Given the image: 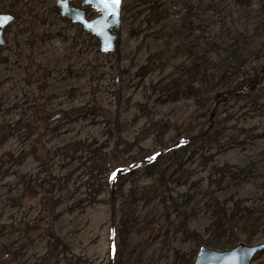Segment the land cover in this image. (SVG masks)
<instances>
[{"label":"rangeland","instance_id":"rangeland-1","mask_svg":"<svg viewBox=\"0 0 264 264\" xmlns=\"http://www.w3.org/2000/svg\"><path fill=\"white\" fill-rule=\"evenodd\" d=\"M0 14L15 17L0 45V250L16 264H193L206 243L264 244V78L249 87L264 0H122L110 54L53 0H0Z\"/></svg>","mask_w":264,"mask_h":264},{"label":"water","instance_id":"water-1","mask_svg":"<svg viewBox=\"0 0 264 264\" xmlns=\"http://www.w3.org/2000/svg\"><path fill=\"white\" fill-rule=\"evenodd\" d=\"M60 15L79 24L83 30L98 38L101 43V52L110 54L115 52L118 39V30L121 18V3L116 7H105L101 0H82L81 8L71 6L73 0H53ZM95 11L98 16L92 20L88 19L86 8ZM15 17L10 14H0V45H4V30L13 23ZM264 252V244L249 246L239 244L236 247L217 251L212 248L203 247L196 254L193 264H254L255 258Z\"/></svg>","mask_w":264,"mask_h":264},{"label":"trees","instance_id":"trees-1","mask_svg":"<svg viewBox=\"0 0 264 264\" xmlns=\"http://www.w3.org/2000/svg\"><path fill=\"white\" fill-rule=\"evenodd\" d=\"M169 54H162V56H156L154 59H152V64H162V62L167 61L169 56ZM203 61L205 63H207V61L205 60V58L203 57ZM34 73L31 71V76L34 77ZM264 78V68L261 70L260 74L257 75V77L254 79V81L252 83L249 84L250 89L253 88L254 85L259 84V82ZM253 85V86H252ZM239 93L237 92H227V93H221V94H211L210 97L212 98V100L217 104L220 105L223 102H228L232 99H234L235 97H238ZM37 108H35L36 111ZM40 110H38L36 112V114L39 113ZM48 125V119H42L41 116L38 118H35L32 121H29L27 123V126L29 128V130L31 132H33L34 130H40L42 128H44L45 126ZM48 161L44 162L47 163ZM121 170H116L114 172V177L116 176V174L118 175V173H120ZM46 177L43 178L42 180V185L41 188H43L42 190V195L44 198L46 197V194H48V191L51 192V189L49 190V186L50 183L48 181V179H45ZM113 183V182H112ZM44 191V192H43ZM47 192V193H46ZM46 193V194H45ZM243 238V237H242ZM241 242L244 241L243 239L240 240ZM205 246L210 247L212 249H221V250H227L230 249L232 246L230 245H223L221 248L218 245H215L213 243H206ZM110 254H111V258L112 261L116 260L117 254H118V248L116 246L115 243V238L112 239L111 242V247H110ZM17 259H16V255L14 254H10L8 252H5L3 250H0V264H16Z\"/></svg>","mask_w":264,"mask_h":264},{"label":"snow or ice","instance_id":"snow-or-ice-1","mask_svg":"<svg viewBox=\"0 0 264 264\" xmlns=\"http://www.w3.org/2000/svg\"><path fill=\"white\" fill-rule=\"evenodd\" d=\"M101 2L104 4L106 8L109 6L114 8L121 3V0H101Z\"/></svg>","mask_w":264,"mask_h":264},{"label":"flooded vegetation","instance_id":"flooded-vegetation-1","mask_svg":"<svg viewBox=\"0 0 264 264\" xmlns=\"http://www.w3.org/2000/svg\"><path fill=\"white\" fill-rule=\"evenodd\" d=\"M72 2H73V1H72ZM72 2H71V5L74 6V5L72 4ZM80 2H81V0H80ZM86 12H87V11H86ZM87 14H88V13H87ZM88 18H89V16H88ZM89 19H90V18H89Z\"/></svg>","mask_w":264,"mask_h":264}]
</instances>
